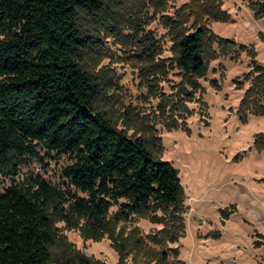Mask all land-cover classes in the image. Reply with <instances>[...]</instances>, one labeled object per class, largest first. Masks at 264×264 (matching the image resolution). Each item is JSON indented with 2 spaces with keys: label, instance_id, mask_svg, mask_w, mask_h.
Listing matches in <instances>:
<instances>
[{
  "label": "rangeland",
  "instance_id": "1",
  "mask_svg": "<svg viewBox=\"0 0 264 264\" xmlns=\"http://www.w3.org/2000/svg\"><path fill=\"white\" fill-rule=\"evenodd\" d=\"M263 2L217 0L222 16L216 20L198 15L205 0H105L100 12H78L77 26L92 41L79 56L81 68L100 88L96 109L127 135L145 138L146 146L154 137L155 157L177 169L184 232L170 208L118 221L114 204L102 231L77 216L52 219L53 258L84 256L90 264H264V114L239 106L249 83L243 77L254 65L264 66V15L250 9ZM199 25L210 32L207 46L212 33L231 40L220 43L226 55L209 62L193 92L175 62L176 43L179 34ZM175 124L185 126L169 127ZM38 151L42 162L26 160L16 176L0 175V192L36 174L61 184L68 160Z\"/></svg>",
  "mask_w": 264,
  "mask_h": 264
},
{
  "label": "trees",
  "instance_id": "2",
  "mask_svg": "<svg viewBox=\"0 0 264 264\" xmlns=\"http://www.w3.org/2000/svg\"><path fill=\"white\" fill-rule=\"evenodd\" d=\"M104 6L105 0H0V175L16 176L26 160L42 162L38 149L68 160L60 185L36 174L0 192V264H90L84 256H51L52 219L77 216L102 231L114 204L118 221L170 208L184 232L177 169L155 157L154 137L146 146L145 138L127 135L96 109L99 85L80 66L79 54L92 41L77 26L78 12L95 14ZM256 6L249 5L253 15L263 16L264 2ZM201 8L202 17L222 16L217 0ZM209 34L199 25L176 43L175 62L193 92L209 62L226 55L220 43L231 40L212 33L207 46ZM251 71L243 77L249 83L240 111L262 115L264 66Z\"/></svg>",
  "mask_w": 264,
  "mask_h": 264
}]
</instances>
